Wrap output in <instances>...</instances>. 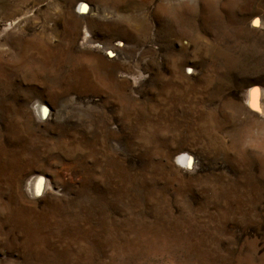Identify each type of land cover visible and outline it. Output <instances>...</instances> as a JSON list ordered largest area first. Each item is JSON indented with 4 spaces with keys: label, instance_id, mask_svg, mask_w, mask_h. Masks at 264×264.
<instances>
[{
    "label": "rangeland",
    "instance_id": "rangeland-1",
    "mask_svg": "<svg viewBox=\"0 0 264 264\" xmlns=\"http://www.w3.org/2000/svg\"><path fill=\"white\" fill-rule=\"evenodd\" d=\"M0 264H264V0H0Z\"/></svg>",
    "mask_w": 264,
    "mask_h": 264
},
{
    "label": "bare ground",
    "instance_id": "bare-ground-1",
    "mask_svg": "<svg viewBox=\"0 0 264 264\" xmlns=\"http://www.w3.org/2000/svg\"><path fill=\"white\" fill-rule=\"evenodd\" d=\"M81 9H83L82 7H80ZM44 111H45V109L44 108H42V107H39L38 108V112H41L42 114L44 113ZM179 161H181V162H188V161H190V158L188 157H186L185 155H181L180 157H179ZM45 185V184H44ZM39 186L41 187H43V181H42V178H40V177H35L33 180H31V182H30V187H31V189L33 190V191H36V190H38V188H39Z\"/></svg>",
    "mask_w": 264,
    "mask_h": 264
}]
</instances>
